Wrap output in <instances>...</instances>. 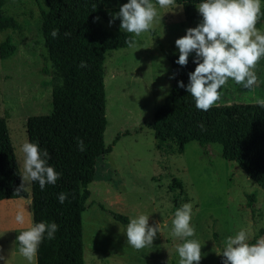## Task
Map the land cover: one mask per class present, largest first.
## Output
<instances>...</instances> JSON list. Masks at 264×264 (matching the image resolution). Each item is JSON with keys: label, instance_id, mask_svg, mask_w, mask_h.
Listing matches in <instances>:
<instances>
[{"label": "rangeland", "instance_id": "rangeland-1", "mask_svg": "<svg viewBox=\"0 0 264 264\" xmlns=\"http://www.w3.org/2000/svg\"><path fill=\"white\" fill-rule=\"evenodd\" d=\"M127 0H115L120 7ZM154 4V3H153ZM156 5V4H154ZM158 8L153 27L135 36V46L108 52L104 63L106 93L105 146L88 186L90 196L82 213L84 264H178L171 217L183 203L193 206V238L201 244L199 264H216L225 238L244 229L249 242L264 229V189L246 177L235 162L221 157V146L209 144L207 155L196 142L182 150L172 139L162 142L145 126L158 106L165 104L173 74L166 51L178 54L174 41L197 25L184 19L181 7ZM264 13V3H261ZM6 15L18 30H0V43L10 38L14 53L0 59V118L5 119L16 164L23 175L20 146L27 140L26 121L51 112V63L43 45L41 17L44 0H5ZM107 32L114 27L103 24ZM256 27L264 31V15ZM163 71L162 75H158ZM257 84L244 89L229 79L214 105L254 104L264 99V57L254 69ZM168 85L164 91L161 86ZM119 136L118 140H115ZM30 195L31 183L22 181ZM254 202L248 205V196ZM149 215V225L159 224L151 246L135 249L124 236V224L112 214L129 219ZM22 214L23 225L15 217ZM32 222L28 199L0 201V264H35L18 252L16 236ZM262 237V236H261ZM260 238V237H258Z\"/></svg>", "mask_w": 264, "mask_h": 264}, {"label": "trees", "instance_id": "trees-1", "mask_svg": "<svg viewBox=\"0 0 264 264\" xmlns=\"http://www.w3.org/2000/svg\"><path fill=\"white\" fill-rule=\"evenodd\" d=\"M44 2L40 30L51 63V112L29 117L26 134L27 141L47 150L48 163L60 176L43 190L31 182L28 195L21 187L5 119L0 118V201L30 199L32 222L43 220L58 225L54 239L42 240L35 264H84L81 216L90 196L88 186L94 179L97 161L111 152L103 139L107 123L104 63L108 52L129 47L128 41L135 42V37L119 28L118 19L112 20V14L119 10L115 0ZM153 3L158 5L157 0ZM198 3L199 0H173L169 6L181 7L184 19L192 22ZM4 4L5 0H0V30H18V22L4 13ZM103 24L113 26L114 31L107 32ZM52 29L58 30L55 38L50 34ZM14 51L10 38L0 43V59ZM177 56L166 51L174 77L172 86L165 104L156 108L153 120L145 126L155 139L175 141L179 150L196 142L207 155V146L218 144L222 159L235 162L247 178L264 189V107L254 103L196 109L191 96L177 87V81L187 83V74L195 64L189 56L188 63L179 66L174 62ZM81 63L86 66L80 67ZM77 138L83 140L84 151L78 150ZM61 192L67 194L62 204L57 199ZM254 199L248 196V205ZM112 216L121 224L128 222L124 216ZM261 236L264 229L251 243ZM221 261L222 257L216 264Z\"/></svg>", "mask_w": 264, "mask_h": 264}, {"label": "clouds", "instance_id": "clouds-1", "mask_svg": "<svg viewBox=\"0 0 264 264\" xmlns=\"http://www.w3.org/2000/svg\"><path fill=\"white\" fill-rule=\"evenodd\" d=\"M157 3L160 8H166L173 0H157ZM261 3L264 0H199L195 6L201 19L174 41L178 51L174 62L185 66L189 56L192 57L194 70L187 74V83L177 81V87L191 96L196 109L207 111L214 106L229 79L249 90L257 84L254 69L257 61L264 57V31L256 27L259 17L264 15ZM157 16L158 8L153 0H127L112 14V20L118 19L120 29L139 36L153 27ZM57 32V29H52L50 34L55 38ZM128 46L134 47L135 42L128 41ZM85 66L83 63L80 65ZM162 74L163 71L158 75ZM167 87L161 86L160 90L164 91ZM256 104L264 107V99L257 97ZM76 144L79 151L85 150L83 140L77 138ZM20 151L23 153L22 181L36 182L41 190L46 184L56 183L60 173L48 163L46 149L26 140ZM57 199L62 204L67 194L61 192ZM192 212L193 206L187 202L177 208L171 217L172 235L182 240L176 245L178 264H199L203 255L200 242L193 238ZM148 219L149 215L143 213L128 219L124 236L131 247L142 249L151 246L160 229L159 224L149 225ZM15 221L23 225L24 216L16 215ZM57 230L55 222H29L16 236L19 254L29 262L33 261L42 240L54 239ZM219 256L222 257L221 264H264V236L251 243L247 232L241 229L225 238Z\"/></svg>", "mask_w": 264, "mask_h": 264}, {"label": "water", "instance_id": "water-1", "mask_svg": "<svg viewBox=\"0 0 264 264\" xmlns=\"http://www.w3.org/2000/svg\"><path fill=\"white\" fill-rule=\"evenodd\" d=\"M23 199H25V198H23ZM28 201H30V199H28Z\"/></svg>", "mask_w": 264, "mask_h": 264}, {"label": "crops", "instance_id": "crops-1", "mask_svg": "<svg viewBox=\"0 0 264 264\" xmlns=\"http://www.w3.org/2000/svg\"><path fill=\"white\" fill-rule=\"evenodd\" d=\"M30 202V201H29Z\"/></svg>", "mask_w": 264, "mask_h": 264}]
</instances>
